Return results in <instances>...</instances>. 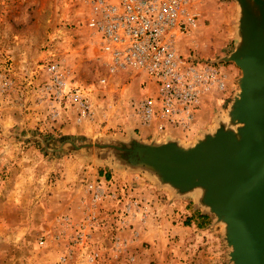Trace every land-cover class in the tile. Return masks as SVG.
Listing matches in <instances>:
<instances>
[{
  "label": "rangeland",
  "instance_id": "374dc122",
  "mask_svg": "<svg viewBox=\"0 0 264 264\" xmlns=\"http://www.w3.org/2000/svg\"><path fill=\"white\" fill-rule=\"evenodd\" d=\"M68 2L0 0V264H234L225 224L197 190L179 193L96 145L169 137H157L134 113L142 74L110 75L79 6ZM206 8L185 50L221 63L226 88L203 98L191 136L177 133L184 146L227 123L240 91L241 69L225 60L237 42L233 2ZM55 62L83 87L90 116L79 120L74 104L45 96L47 65ZM98 189L115 196L94 202Z\"/></svg>",
  "mask_w": 264,
  "mask_h": 264
},
{
  "label": "built area",
  "instance_id": "2783aa9c",
  "mask_svg": "<svg viewBox=\"0 0 264 264\" xmlns=\"http://www.w3.org/2000/svg\"><path fill=\"white\" fill-rule=\"evenodd\" d=\"M70 3L79 6L84 25L96 40L98 59L110 75L142 74L141 84L147 91L132 103L139 122L155 130L157 137L177 133L191 136L199 122L203 98L216 96L226 88L227 74L221 63L203 60L190 47L185 50L186 41L197 34L204 22L207 0H69ZM47 71L50 80L43 88L45 96L54 102L74 104L79 120L90 116L87 94L78 82L68 79L64 66L50 63ZM97 191L94 202L115 196L103 189ZM129 210L127 203L125 212ZM121 216V222L126 223L128 217ZM81 239L83 234H78L77 242Z\"/></svg>",
  "mask_w": 264,
  "mask_h": 264
},
{
  "label": "water",
  "instance_id": "95a60500",
  "mask_svg": "<svg viewBox=\"0 0 264 264\" xmlns=\"http://www.w3.org/2000/svg\"><path fill=\"white\" fill-rule=\"evenodd\" d=\"M246 44L225 58L243 73L230 125L222 122L188 146L174 139L96 145L114 148L179 193L203 189L199 201L225 224L234 264H264V57L256 44Z\"/></svg>",
  "mask_w": 264,
  "mask_h": 264
},
{
  "label": "crops",
  "instance_id": "0c3cea01",
  "mask_svg": "<svg viewBox=\"0 0 264 264\" xmlns=\"http://www.w3.org/2000/svg\"><path fill=\"white\" fill-rule=\"evenodd\" d=\"M209 1L211 0H207V5ZM232 2H233L234 9H235L234 10L235 11L234 20H233V30H234V34H235V38L237 42L231 54L235 51H239L240 53H242L241 51L243 50V48H245L244 46H245V43L247 42V44L249 43L250 45H252V48L256 44L255 48L259 50L258 56L264 57V5L259 4L258 2H256V0H232ZM237 8H238V11H237ZM259 48H261L262 50H260ZM230 62H235V61L230 60ZM242 76H243V73H241V77ZM140 88L141 90L144 89V91H147L145 86L142 85L141 83H140ZM257 96H259V94ZM178 138L179 137L177 134H173V137H169L168 140L170 139L177 140ZM167 195L171 199L170 205H171L172 211L174 212L175 207H177L178 205V201L175 198L176 194L172 191H169ZM174 199H175V203L173 202Z\"/></svg>",
  "mask_w": 264,
  "mask_h": 264
},
{
  "label": "bare ground",
  "instance_id": "6f19581e",
  "mask_svg": "<svg viewBox=\"0 0 264 264\" xmlns=\"http://www.w3.org/2000/svg\"><path fill=\"white\" fill-rule=\"evenodd\" d=\"M237 11H238V8H237ZM236 31V30H235ZM237 66V65H236ZM242 72V71H241ZM228 83V82H227ZM228 86V85H227ZM226 116H227V112H226V114H225ZM223 118V117H222ZM228 120V124L230 125V119H227ZM214 121H215V119H214ZM216 123V122H215ZM218 125V124H217ZM214 126H216V125H214ZM210 131V130H209ZM201 135H202V132H201ZM200 136H198V137H196L192 142H188V144L189 145H192V144H194V143H196L197 142V140H198V138H199ZM166 140V139H165ZM186 144V143H185ZM203 189H199V190H197L198 191V194H199V199H200V197L202 196V194H203V191H202Z\"/></svg>",
  "mask_w": 264,
  "mask_h": 264
},
{
  "label": "trees",
  "instance_id": "16d2710c",
  "mask_svg": "<svg viewBox=\"0 0 264 264\" xmlns=\"http://www.w3.org/2000/svg\"><path fill=\"white\" fill-rule=\"evenodd\" d=\"M205 216H206V217H208V215H207V214H206Z\"/></svg>",
  "mask_w": 264,
  "mask_h": 264
}]
</instances>
